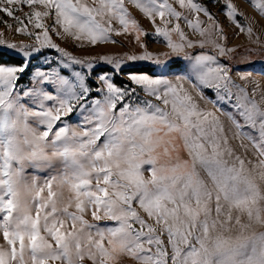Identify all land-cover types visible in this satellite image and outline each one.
Listing matches in <instances>:
<instances>
[{
	"label": "snow or ice",
	"instance_id": "1",
	"mask_svg": "<svg viewBox=\"0 0 264 264\" xmlns=\"http://www.w3.org/2000/svg\"><path fill=\"white\" fill-rule=\"evenodd\" d=\"M211 2L227 27L200 0H0L16 26L0 22L33 41L0 37V264H264V233L211 236L249 184L237 149L264 168L251 59L264 43L234 0ZM248 2L264 17V0ZM229 27L253 47L230 46ZM117 36L140 51L78 56L56 42ZM136 62L148 71H125Z\"/></svg>",
	"mask_w": 264,
	"mask_h": 264
},
{
	"label": "rangeland",
	"instance_id": "2",
	"mask_svg": "<svg viewBox=\"0 0 264 264\" xmlns=\"http://www.w3.org/2000/svg\"><path fill=\"white\" fill-rule=\"evenodd\" d=\"M200 2L206 4L209 10L217 15L227 27V22L224 20V16L220 10L221 5L213 4L211 0H200ZM234 2L238 5L239 10L243 11L256 23V31L258 34H260L261 42L264 43V31H262V29H264V17L259 15V13L252 7L248 0H234ZM129 9L133 16L148 32L151 33L154 31V25H152L138 9L132 5H129ZM24 11H28V8L25 7ZM17 15H20V13H17ZM0 20H7L9 24L13 25V28L16 26L15 21L8 18L3 13H0ZM157 23H159V19H157ZM0 37L4 38L8 42L17 44L22 41L24 43L33 42L25 35L16 34L13 29L7 28L2 22H0ZM228 37L230 46L244 45L245 47H253L248 43V38L246 35L241 34L237 36L234 34V29L230 27L228 28ZM114 39L117 40L118 43L98 44L95 47L88 45L84 48L75 47L73 41L71 40L64 42L57 39L56 42L78 56H96L100 54L123 55L129 52L138 53L140 51L138 47H136L133 43H130V41H132V36H117L114 37ZM145 42L147 43L149 50L153 52L168 51L166 45L163 42H158L151 36L145 37ZM260 51L264 53V49H261ZM251 59L257 62L255 63L256 70L253 71L252 75L257 79L264 80V75H262L260 71L262 68H264V54L259 56L253 54ZM141 64H143V62H136L132 68L125 69V71H148L146 67H141ZM201 104L203 107L212 109L211 104H204L203 101ZM223 107L227 109L226 105ZM245 143H247V141H245ZM237 150L240 152L241 156L245 157L246 160L251 161V163H246L244 165L243 172V175L247 177L249 184L241 185L240 202L238 204L225 202V214L221 215L215 228L212 229L211 232L212 239L220 237L229 241V243L233 246L242 244L254 237L258 238L261 233H264V168H260L256 164L257 157L252 150H249L247 154H245L240 149ZM225 159L227 160L229 166L235 165L237 168H239V164L234 162L231 158L225 157ZM28 172L31 173L32 169H28ZM46 174L47 173H41V175ZM145 174L147 175V173ZM228 215H230L232 218V223L230 224L225 222ZM89 219L91 218L89 217ZM257 242L259 243L258 239ZM0 243H3L2 236H0ZM124 264H135V262L131 260H125Z\"/></svg>",
	"mask_w": 264,
	"mask_h": 264
}]
</instances>
